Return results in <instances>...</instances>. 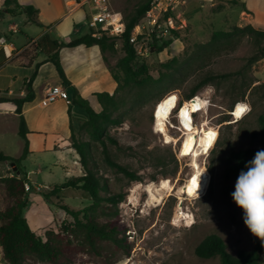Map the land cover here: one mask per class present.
<instances>
[{
    "label": "rangeland",
    "instance_id": "374dc122",
    "mask_svg": "<svg viewBox=\"0 0 264 264\" xmlns=\"http://www.w3.org/2000/svg\"><path fill=\"white\" fill-rule=\"evenodd\" d=\"M108 1L112 10L121 13L125 23L145 2ZM239 12V6L226 2L204 5L194 0H180L173 11L159 16L160 26L153 30L148 24L147 14L136 25L140 26L141 33H145L140 37V45L135 47L138 60L148 65L149 74L154 79L159 77L160 71L171 76L153 88H146L143 100L128 110L124 122L110 129L111 135L122 147L109 146L112 158L136 171L141 177L140 181L130 182L112 170L105 163L101 149L96 145L93 147L99 173L107 181L110 191L126 194L119 208L122 222L127 225L131 254L128 259L122 257L114 264H220L218 257L204 259L195 254L196 246L211 233L219 235L228 251L234 255L240 249L255 250L254 235L245 223V211L233 199L237 181L224 177L225 159L229 153L256 145L252 134L260 132L258 118L264 114V39L236 30L245 26L239 21ZM168 16L173 17L176 28L172 30L178 31L179 38H175L163 52L153 53L151 47L155 39L159 46L173 37L172 30L165 32L164 20ZM216 31L233 34L209 44ZM113 38L116 51L105 54L111 68H115L125 57L123 38ZM147 45L149 55L144 54V48L139 53L140 46ZM174 57L177 59L175 69L162 67L163 63ZM218 74L226 76L198 90L196 95L204 96L207 108L194 115L197 126L208 120V128L218 131L214 148L207 155H200L199 160L197 158L199 165L205 168L210 183L203 197H189L180 193L192 176L193 169L192 155H180L183 132L177 117L179 109L173 111L167 123V133L174 138L172 142H167L165 135L156 129L155 114L166 96L178 94L182 106L188 101L186 95L202 78ZM127 95L131 100L135 91ZM238 103L249 105L250 110L242 119L233 115ZM12 128L10 125L0 137V152L18 158L22 153L23 141ZM83 138L88 139L85 134ZM25 165L30 173L27 176L29 183L26 184L31 187L25 184L28 204L24 217L41 237L49 229L64 233V228L73 223V218L62 206L82 210L91 204L89 195L74 188H66L52 195L50 191L53 186L65 182L63 168L50 171L39 153L31 155ZM175 171L176 174H173ZM4 176L20 177V174L14 171L10 163H0V177ZM165 179L173 188L171 194L168 188L157 191ZM150 184L155 186V196L161 197L160 201L147 191L146 187ZM102 195L105 196V193ZM12 204L11 196L0 187V211ZM181 212L183 218L180 217ZM260 256L261 264H264V252ZM24 264L46 263L28 257ZM73 264L102 263L82 254Z\"/></svg>",
    "mask_w": 264,
    "mask_h": 264
},
{
    "label": "trees",
    "instance_id": "16d2710c",
    "mask_svg": "<svg viewBox=\"0 0 264 264\" xmlns=\"http://www.w3.org/2000/svg\"><path fill=\"white\" fill-rule=\"evenodd\" d=\"M152 2L153 0H145L136 10L135 15L126 23V32L123 35L125 57L117 63L115 68H111L107 64L105 56L106 52L113 53L116 51L114 38L107 35L97 37L92 29L87 34L68 43L58 41L50 34H45L32 47V52L44 54L45 59L35 65L33 74L26 81V97L11 100L16 105V113L19 115L18 135L24 141V148L18 158L0 152V163H10L20 173V177H0V187L8 192L13 199V204L10 207L0 211V247L8 264H24L28 257L36 258L46 264H73L78 255L82 254L90 255L102 264H114L122 257L126 259L130 257V237L127 233V225L122 222L119 208V205L125 200L126 194L110 191L107 181L99 173L93 147L96 145L97 148L101 149L105 163L112 170L122 174L130 182L141 180L136 171L128 169L112 158L109 146L114 145L120 149L122 147L111 135L110 129L124 122L128 110L143 100L146 88H153L171 76V74L167 75L160 71L159 77L154 79L149 74L148 65L138 60L135 47L130 43L131 31L139 20L145 17ZM225 2L245 8L239 0ZM18 12L25 13L30 22L40 26V23L35 19L36 10L32 6H20L17 0H5L4 8L0 9V17H3L5 13L15 16ZM236 30L254 34L264 39V31L257 30L251 25L237 27ZM232 34V32L216 31L213 33L209 44L227 39ZM172 35L173 37L168 38L159 46H157L158 40L155 39L151 51L158 54L163 52L173 43L175 38H179L178 31L172 30ZM77 46H98L100 48L102 58L117 83L114 93L95 92L92 94L94 99V103H92L88 98L81 96L78 89L71 85L61 64L60 51L63 48ZM262 48L264 49V45ZM47 62L54 65L62 85L71 91L70 104L85 113L84 119L74 118L71 116V107L68 110L72 147L79 156L83 175L53 186L50 193L56 195L66 188L80 189L89 195L91 204L82 210H74L66 205L62 206V209L73 218V223L64 228V233L49 229L45 236L41 237L32 229L24 217V210L28 204V188L25 187V184L28 181L23 161L30 154V149L27 139L29 129L23 115V106L25 103L34 100L33 83L39 67ZM175 63H177L176 57L163 63L162 67L173 70L176 68ZM225 76L218 74L202 78L194 89L186 95V99L193 98L200 88L213 84L215 79ZM134 91L133 99H128L127 94ZM4 101H8V99L0 98V102ZM258 120L260 132L252 134V140L256 145L232 150L226 157L224 170L226 179L237 181L241 172L248 170V166L256 153L264 150V114H261ZM84 134L88 137L87 140L83 138ZM173 174H176V171ZM102 193H105V196ZM252 239L256 246L255 250L240 249L234 255L228 251L224 240L219 235L211 233L196 246L195 254L204 259L218 257L220 264H261L260 253L264 252V241L255 235Z\"/></svg>",
    "mask_w": 264,
    "mask_h": 264
},
{
    "label": "crops",
    "instance_id": "0c3cea01",
    "mask_svg": "<svg viewBox=\"0 0 264 264\" xmlns=\"http://www.w3.org/2000/svg\"><path fill=\"white\" fill-rule=\"evenodd\" d=\"M4 1L0 0V9L4 8ZM17 1L22 7L32 6L36 10L35 19L40 26L30 22L23 12H18L15 16L5 13L0 17V40L4 39L5 45L14 49L10 56V49L5 50L0 44V98L8 99L0 102V137L8 131L10 125L18 133L19 115L16 113V105L11 100L26 97L25 83L33 74L35 65L45 59L44 54L32 52V47L37 41L43 35L50 34L54 39L68 43L87 34L91 29L88 25V18L93 11L91 3L68 15L64 0ZM188 1L192 0H185ZM194 1L213 5L216 2L230 0ZM239 2L245 7L244 9L240 7V23L264 31V0H239ZM60 60L71 85L92 103H94L92 94L95 92L111 94L115 92L117 83L103 60L98 46L63 48L60 51ZM57 85L63 86L54 65L50 62L42 64L33 83L34 100L23 106V115L29 129L27 139L30 149V154L23 161V165L29 176L25 163L31 155L39 153L46 163L45 167L50 171L63 168L62 177L67 181L83 175L79 156L72 147L68 110L71 107V116L74 118L84 119L85 113L70 104L72 93L68 89L69 102L58 100L43 105L46 89Z\"/></svg>",
    "mask_w": 264,
    "mask_h": 264
},
{
    "label": "bare ground",
    "instance_id": "6f19581e",
    "mask_svg": "<svg viewBox=\"0 0 264 264\" xmlns=\"http://www.w3.org/2000/svg\"><path fill=\"white\" fill-rule=\"evenodd\" d=\"M177 99L178 96L176 93H172L166 96L165 98H163L155 114V127L159 132L165 135L167 142L174 141V138H172L167 133V129H168L167 123H168V119L173 114V111L178 107ZM238 106H244L245 109L247 108L242 103H239L237 107L234 108L233 115L235 116V118L242 119L244 117L245 111L239 117H237L234 114L237 111ZM201 108H202V104L200 101L193 99L190 102V100H188L184 105L178 108L179 112L177 114L180 128L183 132V137L181 140V147H180V155L181 156L192 155V169H193L192 176L189 178L188 182L180 189V193L195 198L203 197L210 183L209 176L204 170L205 168H202L198 163L199 160L198 157L200 155H207L214 148V144L216 142V136H217L215 131L208 128V120H205L201 126H197L195 124L193 115L195 113L196 114L199 113ZM152 184L148 185L146 189L153 198L160 201L162 198L155 196V191H154L155 186ZM166 188H168L167 190L168 193L171 194V192H173L172 186H169L168 179H165L163 181L161 187L159 189L157 188V191L162 192ZM180 217L182 218L184 217V214L182 212L180 213Z\"/></svg>",
    "mask_w": 264,
    "mask_h": 264
},
{
    "label": "built area",
    "instance_id": "2783aa9c",
    "mask_svg": "<svg viewBox=\"0 0 264 264\" xmlns=\"http://www.w3.org/2000/svg\"><path fill=\"white\" fill-rule=\"evenodd\" d=\"M179 2L180 0H153L151 4V8L147 12L148 24L151 25L152 30L155 27L160 26L159 16L162 13L166 14L173 11L176 5L179 4ZM87 3H91L93 6V11L91 12L88 18V25L94 31V35L97 37H100L101 35H107L109 37H116L122 39L124 33L126 32V23L121 13L112 10L108 0H64L66 13L70 15L74 13L76 10L82 8ZM164 25L166 26L165 32L167 33H170L172 29L176 28L175 21L171 16L166 17V19L164 20ZM140 30H141L140 26H135L134 29L131 31L130 43L133 44L134 47L140 45V41H141L140 37L142 36V34H145V33H141ZM0 44L3 45L5 50L7 48L10 49L7 45H5L4 39L0 40ZM140 48L141 50L139 53H141L142 49L144 48L143 51L144 54L149 55L150 49L148 45L146 47L140 46ZM10 51L11 52L9 55L11 56L12 55L11 53L14 51V49H10ZM177 96H178L177 99L178 107L176 109L180 107L179 95L177 94ZM193 99L200 101L202 104V108L199 111V113L203 112L207 108V100L204 98L203 95H195L193 98L189 99L190 102ZM58 100H64L68 102L70 100V96L67 89L61 85L47 88L45 91L42 104L49 105ZM185 103L186 102H184V104ZM237 105L235 106V108L237 107ZM244 105L247 108L244 112V116H245L250 109L247 103H244ZM216 134H217L216 136V140H217L218 131H216ZM26 186L28 187L29 185L26 184ZM0 264H8L3 257L1 247H0Z\"/></svg>",
    "mask_w": 264,
    "mask_h": 264
},
{
    "label": "clouds",
    "instance_id": "9594fccd",
    "mask_svg": "<svg viewBox=\"0 0 264 264\" xmlns=\"http://www.w3.org/2000/svg\"><path fill=\"white\" fill-rule=\"evenodd\" d=\"M233 199L244 209L252 234L264 241V150L256 153L246 172H241Z\"/></svg>",
    "mask_w": 264,
    "mask_h": 264
},
{
    "label": "snow or ice",
    "instance_id": "6c2138e0",
    "mask_svg": "<svg viewBox=\"0 0 264 264\" xmlns=\"http://www.w3.org/2000/svg\"><path fill=\"white\" fill-rule=\"evenodd\" d=\"M174 99V98H173ZM244 106H238L237 111L234 113L237 117H239L244 111H245Z\"/></svg>",
    "mask_w": 264,
    "mask_h": 264
},
{
    "label": "water",
    "instance_id": "95a60500",
    "mask_svg": "<svg viewBox=\"0 0 264 264\" xmlns=\"http://www.w3.org/2000/svg\"><path fill=\"white\" fill-rule=\"evenodd\" d=\"M14 171L19 175L20 173L17 171V168L14 167Z\"/></svg>",
    "mask_w": 264,
    "mask_h": 264
}]
</instances>
